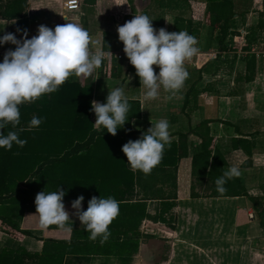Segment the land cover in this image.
Returning a JSON list of instances; mask_svg holds the SVG:
<instances>
[{
  "label": "crops",
  "instance_id": "0c3cea01",
  "mask_svg": "<svg viewBox=\"0 0 264 264\" xmlns=\"http://www.w3.org/2000/svg\"><path fill=\"white\" fill-rule=\"evenodd\" d=\"M67 1L28 0V38L37 34L41 24L53 28L58 24L75 22L88 30L91 36L90 47L93 50L109 49L112 57L121 60L119 78L100 77L98 67L86 76L88 80L83 75H72L68 78L69 81H78L82 85L90 84L91 101L100 103L106 102L111 89L123 86L128 101H137L140 105V118L131 120V130L139 132L138 136L147 131L151 123L154 124L160 118H167L170 123V135L174 137L171 143L178 144L180 133L188 132L196 123L208 122L210 135L216 139L226 160L225 169L236 164L241 172L238 177L249 193L253 196L264 195V48H259V51L263 52L258 59L255 53L250 51L255 45L263 44L264 47V0H233L234 16L230 32L224 41V50L217 48L216 33L204 23L205 2L190 1L186 8V17L198 25L196 46L199 51L184 61L189 76L179 90L172 92L161 87L159 96L148 100L144 99L145 89L123 51L124 46L118 39L117 26L131 20L135 14L143 13L153 19L152 25L155 29H159L158 24L163 22L162 27L172 32L179 10L160 8L159 0H96L92 4L86 0H78V9L72 10L66 7ZM3 24H7L6 28L12 33H18L15 21L0 20V30L4 29L1 27ZM9 49L14 50V45L8 43L6 49H0V56ZM251 56H254L255 60L247 69ZM153 68L159 72L158 66L153 65ZM193 85L200 94L197 97L196 110L189 112L183 110V106L187 91ZM34 115L36 116L34 111H28L26 114L20 112V123L15 127L9 123L6 131L33 132L34 127H30V120ZM95 120V113L91 111V123L94 124ZM102 129V126L93 125L95 132ZM99 139H102L101 142H98ZM70 140L60 143V150L66 152L71 147L82 144L81 141L70 143ZM109 140L108 137H95L86 148L74 154L75 160H63L65 164L60 163L61 169L63 164L67 169L68 163L72 161L81 171L91 169L82 177L84 184L81 185L84 188L81 194L77 195L87 198L82 202V210L87 209L88 200L93 196H112L121 203H135L138 199L134 187L122 183L117 188L116 182L107 180L111 176H108L110 171L104 170L106 167L120 169L122 173L136 171L127 163V157L122 162L118 155L115 157L113 154L114 149L120 147V141L126 143L130 139L120 138L118 145L110 144ZM200 142L195 135L190 136L187 140L189 154L177 164V198L171 210L175 228L171 229L163 223H154L145 218L139 226L140 234L149 235L151 227L150 229H156L163 235L159 237L170 239V254L164 261L165 264H264V228L260 227L257 218H248L250 213L255 212L246 197L190 198L192 147ZM32 146L35 148L34 143ZM92 154L95 159L89 158ZM105 155L108 156L103 159ZM80 157L82 161L79 165L76 159ZM44 169H48V166L45 165ZM60 174L61 178L62 171ZM89 184L91 186L86 188ZM59 185L60 190L65 191L62 183ZM86 193L90 196L87 197ZM74 200L63 198L65 210L72 221L67 224H72V231H65L56 224L41 225L38 217L31 216L36 211H26L19 226L20 230L29 235L16 239L0 229V252L4 249L17 251L22 248L31 254L40 253L44 241L47 240L67 243L78 248L84 247L89 239L80 237L83 224L75 215V209L71 207ZM158 209V201L146 202L147 214L155 215ZM153 234L156 233L150 235ZM112 237L110 238L113 239ZM145 241L150 240L141 239L137 256L135 255L128 264H134L133 261L144 252L143 249L148 246ZM90 242L99 241L96 239ZM69 259L70 264H121L116 258L102 256H94L88 260L65 257L64 264L68 263Z\"/></svg>",
  "mask_w": 264,
  "mask_h": 264
},
{
  "label": "trees",
  "instance_id": "16d2710c",
  "mask_svg": "<svg viewBox=\"0 0 264 264\" xmlns=\"http://www.w3.org/2000/svg\"><path fill=\"white\" fill-rule=\"evenodd\" d=\"M190 1L193 0H159V7L179 10L174 20L173 31L187 30L189 34L196 37L199 31L198 25L191 18L186 17V8ZM201 1L206 4L204 23L216 33L217 48L224 50V41L230 32L234 16L233 0ZM86 2L92 4L96 0H86ZM28 6V0H0V20L15 21L16 30L26 29L28 33L26 19ZM162 24L163 22L158 24V28H161ZM1 30L3 31H0V36L11 32L8 28ZM15 34L19 38L20 33L15 32ZM7 47L8 43L0 45V49L3 50ZM3 56H0V61ZM105 59L106 61L103 60L99 66L98 75L119 78L121 60L112 56ZM254 60L255 57L251 56L247 62V69L252 66ZM111 66L113 69L110 70ZM199 94L200 91L193 85L187 91L183 110L189 112L196 110ZM91 100L90 84L82 85L78 81L66 80L57 91L46 93L34 101L19 105L22 113L36 112V116L42 118V123L34 127L33 132L18 131L20 138L27 140L24 146L13 143L11 149L0 150V229L3 232L16 239L29 235L20 230L19 222L26 211H36L35 197L40 191L57 190L59 184L62 183L67 194L63 198L76 199L77 195L81 194L84 188L81 185V183L84 184L82 177L87 174L86 171H91V169L81 171L79 167L76 168L74 161L69 162L66 169L63 160H75L74 154L86 148L95 137L96 139L102 136L108 137L111 140L109 143L113 145H118L120 138L136 140L140 137L139 132L131 130V120L140 118V105L137 101H129L131 107L128 121L113 136L107 133L105 128L100 132L93 131V124L90 121ZM208 124L206 121L199 122L188 132L180 133L178 144L171 143L170 147L166 146L163 159L149 173L138 169L135 172L125 171V173H122L120 169L113 170L109 167L104 169L110 171L108 176L111 177L107 180L116 182L117 188L122 183L129 184L137 190L138 196L135 203L119 202V214L109 225L110 235L106 241L101 243V237L97 236L96 239L99 242H90L93 239L89 238L90 233L83 225L80 237L84 240L89 239L84 247L78 248L67 243L47 240L44 241L41 252L36 254H31L22 248L17 251L4 249L0 252V264H64L65 257L74 260L83 258L88 260L94 256L113 257L121 264L130 263L138 253L141 239L152 237L141 235L139 232V226L145 218L154 223H163L171 229L175 228L172 223L174 220L171 210L177 198V164L180 159L188 156L187 140L192 135L198 137L201 142L192 147L190 198L246 197L252 205L260 227L264 228V195H251L239 177L227 180L225 192L220 193L216 190L214 181L226 171L227 163L216 139L210 135ZM8 125L3 129L5 134H7ZM67 140H70V143L81 141L82 144L75 145L69 151L64 152L63 149L60 150L59 144ZM101 140L99 139L98 142ZM120 142V147L114 149L113 154L115 157L118 155L119 160L124 162L126 156L121 150L124 141ZM33 143L35 148L32 146ZM106 156L108 155H105L103 159H106ZM93 157L94 154L89 156V158ZM76 161L80 165L81 157ZM60 163H64L63 169L60 168ZM45 165L48 169H44ZM61 171L62 177L60 178ZM89 186L91 185H87L86 188ZM84 199L87 198L84 197ZM150 200L159 202V209L155 215L146 213V202ZM70 263L69 259L66 264Z\"/></svg>",
  "mask_w": 264,
  "mask_h": 264
},
{
  "label": "clouds",
  "instance_id": "9594fccd",
  "mask_svg": "<svg viewBox=\"0 0 264 264\" xmlns=\"http://www.w3.org/2000/svg\"><path fill=\"white\" fill-rule=\"evenodd\" d=\"M152 20L147 14H135L131 20L117 26L118 39L140 78L146 100L157 98L161 87L172 92L182 88L189 76L184 61L199 51L196 37L187 30L155 29ZM17 32L19 38L12 32L0 36V45H15L0 61V148L7 149H11L13 143L21 147L27 143L17 131L3 132L9 123L13 127L20 123V104L57 91L72 75L89 76L104 58L113 55L109 49L93 50L88 30L75 22L58 24L54 29L41 24L31 38L26 29H17ZM153 65L158 66V73ZM130 107L124 87H114L108 92L106 102L91 101L90 110L96 116L93 125L102 126L115 136L128 121ZM41 123L42 118L34 115L30 127ZM172 139L169 120L160 118L141 132L138 139L123 144L121 150L131 167L149 173L161 162L165 147L171 146ZM240 175L239 167L232 164L215 179L216 190L225 192L227 180ZM65 194L60 186L57 190L40 191L35 197L36 212L31 216L38 217L41 225L56 224L65 231H72L63 203ZM83 200L82 195L78 196L71 207L90 233L89 238L94 240L100 236L103 243L110 235L109 225L119 214V201L112 196H93L88 200L87 209L82 210Z\"/></svg>",
  "mask_w": 264,
  "mask_h": 264
},
{
  "label": "rangeland",
  "instance_id": "374dc122",
  "mask_svg": "<svg viewBox=\"0 0 264 264\" xmlns=\"http://www.w3.org/2000/svg\"><path fill=\"white\" fill-rule=\"evenodd\" d=\"M146 0H144L145 2ZM7 24H3L4 29L6 28ZM88 80V78L86 77ZM149 233H156L151 235L152 237L147 239L150 241H145L148 243V246L143 249L144 252H141L140 255L135 259L134 264H165L170 254V239L168 238H161L160 235L163 236L160 232L156 229H150ZM151 231V232H150ZM149 234V235H150ZM152 239V240H151ZM137 256V255H136Z\"/></svg>",
  "mask_w": 264,
  "mask_h": 264
},
{
  "label": "built area",
  "instance_id": "2783aa9c",
  "mask_svg": "<svg viewBox=\"0 0 264 264\" xmlns=\"http://www.w3.org/2000/svg\"><path fill=\"white\" fill-rule=\"evenodd\" d=\"M79 1L78 0H68L67 1V3L65 4L66 5V7L68 8V9H72V10H76V9H78V6H79ZM243 42H244V40H243ZM261 46V47H260ZM259 48H261V49H263L264 47H263V44H261V45H255V47H252L251 48V53H255V57L258 59L260 56H261V54H262V52L264 51H259L260 49ZM249 51V52H250ZM248 218L249 219H251V220H253V219H255L256 218V216H255V214H253V213H250L249 215H248Z\"/></svg>",
  "mask_w": 264,
  "mask_h": 264
}]
</instances>
